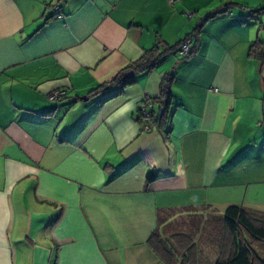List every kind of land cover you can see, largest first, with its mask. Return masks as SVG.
I'll use <instances>...</instances> for the list:
<instances>
[{
    "label": "crops",
    "instance_id": "obj_1",
    "mask_svg": "<svg viewBox=\"0 0 264 264\" xmlns=\"http://www.w3.org/2000/svg\"><path fill=\"white\" fill-rule=\"evenodd\" d=\"M168 1L0 0V264H167L155 230L264 215V0Z\"/></svg>",
    "mask_w": 264,
    "mask_h": 264
},
{
    "label": "trees",
    "instance_id": "obj_2",
    "mask_svg": "<svg viewBox=\"0 0 264 264\" xmlns=\"http://www.w3.org/2000/svg\"><path fill=\"white\" fill-rule=\"evenodd\" d=\"M170 51L161 52L158 46L145 51L137 61L129 66V70L134 73L149 72ZM249 55L257 57L261 63H264V44L259 41L253 42L250 46ZM115 82H120L122 85L131 83L126 74L122 77L118 76ZM163 91L164 104L168 106L171 93L167 88ZM159 119H162V116ZM155 177L153 172H149L146 179L152 181ZM223 226L224 234L221 239L219 236L216 239L222 253L214 264H264V215L250 212L242 206L230 205L224 211ZM208 230L209 228H207ZM188 234L187 232L181 233L178 235L179 240L169 238L155 230L149 236L147 243L167 264H176V262L177 264H184L185 251L194 246L193 241L188 242L190 240ZM213 235L214 231L209 233L208 238L214 240ZM185 242L186 245H183Z\"/></svg>",
    "mask_w": 264,
    "mask_h": 264
},
{
    "label": "rangeland",
    "instance_id": "obj_3",
    "mask_svg": "<svg viewBox=\"0 0 264 264\" xmlns=\"http://www.w3.org/2000/svg\"><path fill=\"white\" fill-rule=\"evenodd\" d=\"M223 222L224 214H221L220 218H210L209 220L207 218H202L201 220L197 219V221H192L186 224L184 231L185 233H189L190 240L188 242L193 241L194 246L192 245V248L188 247L189 249L185 251V258L183 260L184 264H214L222 253L221 248L219 250V242H216V239L218 236L221 239L224 234ZM207 228H209V232L207 231ZM213 231L214 240H210L208 235ZM169 238L171 237L169 236ZM183 245H186V242Z\"/></svg>",
    "mask_w": 264,
    "mask_h": 264
},
{
    "label": "built area",
    "instance_id": "obj_4",
    "mask_svg": "<svg viewBox=\"0 0 264 264\" xmlns=\"http://www.w3.org/2000/svg\"><path fill=\"white\" fill-rule=\"evenodd\" d=\"M176 1L178 0H169V4L172 5L174 4ZM54 14L56 16H60V14L57 11V8L54 9ZM189 16L191 15L190 13H187ZM194 36L193 35H189L187 38H185L177 51V54L180 57L186 58L188 57L191 52H192V40H193ZM63 96V93L60 91H53L51 93H49L47 95L48 100H58ZM151 106H152V101H151V97L149 94L145 93L142 94L141 97V103L138 107V112H139V116H140V120H141V132H149L155 122V117L153 115V112L151 110Z\"/></svg>",
    "mask_w": 264,
    "mask_h": 264
},
{
    "label": "water",
    "instance_id": "obj_5",
    "mask_svg": "<svg viewBox=\"0 0 264 264\" xmlns=\"http://www.w3.org/2000/svg\"><path fill=\"white\" fill-rule=\"evenodd\" d=\"M129 76H133V73H130ZM83 99H86V98H83ZM162 112H163V110H161L160 115Z\"/></svg>",
    "mask_w": 264,
    "mask_h": 264
}]
</instances>
